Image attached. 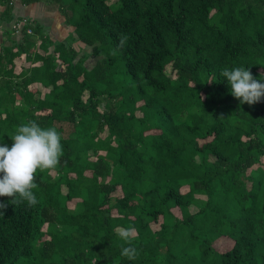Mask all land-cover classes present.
Here are the masks:
<instances>
[{"label": "trees", "instance_id": "trees-1", "mask_svg": "<svg viewBox=\"0 0 264 264\" xmlns=\"http://www.w3.org/2000/svg\"><path fill=\"white\" fill-rule=\"evenodd\" d=\"M18 1L72 30L52 41L0 0V144L35 120L63 150L34 207L0 196V264H264V98L241 105L221 75L260 80L264 0Z\"/></svg>", "mask_w": 264, "mask_h": 264}, {"label": "clouds", "instance_id": "clouds-1", "mask_svg": "<svg viewBox=\"0 0 264 264\" xmlns=\"http://www.w3.org/2000/svg\"><path fill=\"white\" fill-rule=\"evenodd\" d=\"M127 40L128 36L122 34L119 47L122 48ZM221 75L227 79L231 94L241 105H255L264 98V83L260 82L264 80V73L257 80L249 67H235L223 69ZM10 137L14 141L11 148L0 144V196L12 198L11 203L14 205L26 202L28 207H34L38 203L32 191L38 187L37 170L51 173L60 164L63 155L61 136L54 127L45 129L32 120L19 126ZM6 208V204L0 203V209ZM0 214L4 212L0 211ZM117 234L129 245L122 248L121 255L130 260L135 259L137 249L131 246L135 229L121 228Z\"/></svg>", "mask_w": 264, "mask_h": 264}, {"label": "crops", "instance_id": "crops-1", "mask_svg": "<svg viewBox=\"0 0 264 264\" xmlns=\"http://www.w3.org/2000/svg\"><path fill=\"white\" fill-rule=\"evenodd\" d=\"M50 4H52V3L48 4V3H44V2H37V3H33V4H30V5H27V6H22L20 3H19V5L17 4V0H14V10H15L16 16H20V17L27 15L26 13H29L28 16L29 15L32 16L35 20H37V22L39 24H42L43 26H45V29L48 32L50 40H52V41H61V39L65 35H68L70 33V31L72 30V27H70V26H68V25H66L64 23V17L60 14V12L58 11V8H56L54 11H48L49 9L46 8V5L50 6ZM47 14H51V16H48ZM53 16H55L57 18V20H56L58 22L57 24L60 27L63 26L64 29H65L63 31V32H65V35L64 36L62 35L63 37L61 39L58 36L63 34V32L61 34H57L55 31H52L53 27H52L51 31H52V34L54 36H51V33L49 32V29H50L49 27L51 25H53V23L49 25L48 24L49 23L48 18L49 17L53 18ZM54 20H55V18H54ZM60 22H63V25H61ZM1 36H2V34H1ZM2 41H3V39H2Z\"/></svg>", "mask_w": 264, "mask_h": 264}, {"label": "rangeland", "instance_id": "rangeland-1", "mask_svg": "<svg viewBox=\"0 0 264 264\" xmlns=\"http://www.w3.org/2000/svg\"><path fill=\"white\" fill-rule=\"evenodd\" d=\"M17 4L19 5V1L17 0ZM46 8L47 9H49L48 11H54L56 8H57V5L56 4H54V3H52V4H50V6H47L46 5ZM27 15H25V16H28V14L29 13H26ZM48 16H51V14H47ZM30 16V15H29ZM54 18H55V20H54ZM41 19V18H40ZM48 20H49V25L50 24H52L53 23V25H51L49 28V32L51 33V36H54L53 34H52V31H55L57 34H61L65 29H64V27L62 26V27H60L57 23V18L55 17V16H53V18L52 17H49L48 18ZM35 21H37V20H35ZM47 24V25H48ZM60 24L61 25H63V22H60ZM46 25V26H47ZM10 26V25H9ZM52 27H53V29H52ZM11 28V27H10ZM51 29H52V31H51ZM67 30V29H66ZM0 33H1V29H0ZM65 35V32H63V34H61L60 36H58L60 39L63 37V36ZM68 35H65L63 38H64V40H66ZM14 38H16V39H18L19 38V36H14ZM63 38L61 39V40H63ZM2 39H3V37L1 36V34H0V42L2 43L3 41H2ZM68 40H66V42H67ZM5 42V44H9V42L8 41H4ZM0 43V44H1ZM73 44V46L75 47V49L77 50V51H80V50H83V51H87V50H90V48L89 47H85L82 43H78V41H76V43H72ZM80 54V53H79ZM96 61V59L94 58V59H92V61H90V63L88 64V65H90L91 63H94ZM40 89H41V91L42 92H44L45 91V88H41L40 87ZM42 94V93H41ZM231 239H229L228 237H224V238H221V239H216L213 243H212V246L214 247V248H216V249H220V250H225V249H227L228 247H230L231 246V241H230Z\"/></svg>", "mask_w": 264, "mask_h": 264}, {"label": "built area", "instance_id": "built-area-1", "mask_svg": "<svg viewBox=\"0 0 264 264\" xmlns=\"http://www.w3.org/2000/svg\"><path fill=\"white\" fill-rule=\"evenodd\" d=\"M28 33H30V30H27Z\"/></svg>", "mask_w": 264, "mask_h": 264}]
</instances>
